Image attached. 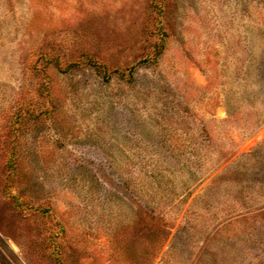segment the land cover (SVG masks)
Instances as JSON below:
<instances>
[{
	"label": "rangeland",
	"instance_id": "rangeland-1",
	"mask_svg": "<svg viewBox=\"0 0 264 264\" xmlns=\"http://www.w3.org/2000/svg\"><path fill=\"white\" fill-rule=\"evenodd\" d=\"M0 264H264V0H0Z\"/></svg>",
	"mask_w": 264,
	"mask_h": 264
},
{
	"label": "trees",
	"instance_id": "trees-1",
	"mask_svg": "<svg viewBox=\"0 0 264 264\" xmlns=\"http://www.w3.org/2000/svg\"><path fill=\"white\" fill-rule=\"evenodd\" d=\"M164 47V44L162 43V45L157 48V50H155V53L153 54V58H155L156 56L160 55L161 52H162V49ZM149 59V58H148ZM53 64L56 66L57 69H59L60 71H64V70H61V66H60V61L56 58V60H54ZM103 79H105V81H108V78L103 76Z\"/></svg>",
	"mask_w": 264,
	"mask_h": 264
}]
</instances>
